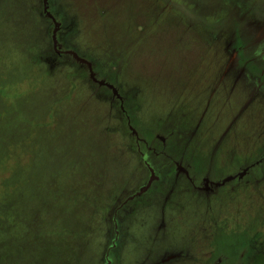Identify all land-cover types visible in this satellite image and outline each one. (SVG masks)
I'll use <instances>...</instances> for the list:
<instances>
[{
    "label": "rangeland",
    "instance_id": "1",
    "mask_svg": "<svg viewBox=\"0 0 264 264\" xmlns=\"http://www.w3.org/2000/svg\"><path fill=\"white\" fill-rule=\"evenodd\" d=\"M0 264H264V0H0Z\"/></svg>",
    "mask_w": 264,
    "mask_h": 264
}]
</instances>
